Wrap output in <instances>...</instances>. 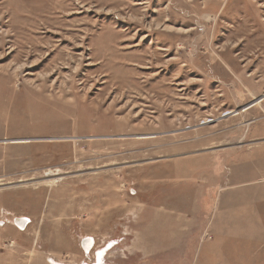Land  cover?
<instances>
[{"label": "rangeland", "instance_id": "obj_1", "mask_svg": "<svg viewBox=\"0 0 264 264\" xmlns=\"http://www.w3.org/2000/svg\"><path fill=\"white\" fill-rule=\"evenodd\" d=\"M0 264H264V0H0Z\"/></svg>", "mask_w": 264, "mask_h": 264}, {"label": "bare ground", "instance_id": "obj_2", "mask_svg": "<svg viewBox=\"0 0 264 264\" xmlns=\"http://www.w3.org/2000/svg\"><path fill=\"white\" fill-rule=\"evenodd\" d=\"M50 184H52L53 182H55V180L52 178L51 180L48 181Z\"/></svg>", "mask_w": 264, "mask_h": 264}]
</instances>
